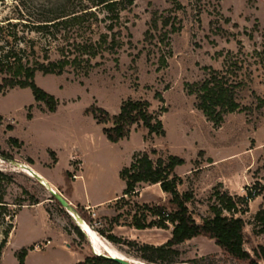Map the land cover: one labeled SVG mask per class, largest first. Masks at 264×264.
I'll return each instance as SVG.
<instances>
[{
  "label": "rangeland",
  "instance_id": "rangeland-1",
  "mask_svg": "<svg viewBox=\"0 0 264 264\" xmlns=\"http://www.w3.org/2000/svg\"><path fill=\"white\" fill-rule=\"evenodd\" d=\"M63 2L0 0V57L13 50L24 62L47 63L59 59L62 48L73 52L76 44L95 42L106 32L111 20L103 11L98 20L88 17L78 24L37 29ZM164 20L169 21L167 26ZM119 27L123 45L118 54L105 52L93 59L92 63L102 64L87 76L73 67L62 75L36 72L35 82L58 100L55 112L36 102L30 88L0 93V148L14 162H0V171L14 173L13 180L0 175V186L6 188L7 210L15 213L0 224V241L7 224H14L0 264H20L17 255L22 249L28 250L25 264H76L87 255H97L86 234L76 233L73 217L21 164L41 173L66 195L70 185L65 173L70 166L78 170L81 160L85 180L79 183L80 192L85 193L87 184L92 191L101 186L110 193L123 184L118 170L143 152L153 160H167L170 155L185 160L174 174L181 180L178 191L192 194L187 205L196 222L211 219L212 206H220L217 194L227 192L236 209L224 214L243 219L245 249L254 255V249L264 244V225L256 219L264 208V0H133L122 10ZM7 76L8 72L0 73V84ZM211 76L238 84L240 107L226 113L220 124L207 118L192 91ZM127 99L147 101L165 135L149 134L140 123L129 137L114 143L102 131L111 124H98L86 113L99 106L117 114ZM97 173L101 182L91 178ZM250 188L256 195L246 201ZM34 198L42 208H28L38 205L29 204ZM169 198L160 185H140L136 194L117 206L121 217L116 225L127 232L121 237L136 244H112L127 257L149 263L143 259L149 253L142 245H162L173 226L140 230L130 224L135 213L150 221L153 217L144 206L167 204ZM19 202L24 203L21 208ZM76 210L101 236L111 224L84 208ZM47 240L50 243L44 246ZM167 255L177 264H246L204 236L185 241Z\"/></svg>",
  "mask_w": 264,
  "mask_h": 264
},
{
  "label": "trees",
  "instance_id": "trees-1",
  "mask_svg": "<svg viewBox=\"0 0 264 264\" xmlns=\"http://www.w3.org/2000/svg\"><path fill=\"white\" fill-rule=\"evenodd\" d=\"M63 1V7L59 11L54 12L50 19L36 25L37 29L43 31L49 25L78 24L85 21L88 17L98 20L99 12L103 11L106 13L105 18L111 20L110 24L106 26V32H102L99 39L95 42L76 44L73 52L71 50L65 51L62 48L61 57L57 60L49 59L47 63L38 61L31 63L28 60L24 62L21 56L14 53L13 50H8L3 57H0V73L8 72L10 74V76L2 79L0 93L15 87L30 88L34 100L44 103L49 112L57 110L58 100L53 94L48 93L35 82L36 72H41L44 75H62L69 67H73L74 70L82 71L87 76L92 68L102 64V62L92 63L93 59L98 56L103 57L105 52L112 55L118 54L119 49L123 45L121 40L122 32L119 27L121 12L126 6L133 5V0ZM105 18L100 20L103 21ZM156 19V17L153 19L154 26L157 25ZM49 22L51 24H48ZM168 23V20L163 21L164 26H167ZM146 33H149V30ZM236 85L238 84H229L211 76L198 85L196 90L192 91L197 93L198 106L207 118L215 124H220L226 113L234 112L240 107L236 97ZM157 97L162 100L161 94H157ZM148 108L149 103L147 101L127 99L122 103L117 114H110L99 106H91L86 110V113L91 114L98 124H111L109 127L104 126L102 131L109 141L116 143L129 137L132 127L140 123L148 130L149 134L165 135L161 120L156 119L148 111ZM0 156L7 158L8 154L0 148ZM184 163L185 160L183 158L175 155H170L167 160L160 157L157 160H153L146 152L136 153L132 162L121 169L119 173L120 178L125 181L126 187L116 206L125 200V196L136 194L137 189L142 184H159L162 191L170 195L167 204L144 206L148 215L153 217L150 221H147L148 216L144 214H142V218H139L137 213L133 216V221L130 225L136 229L141 230L151 227L167 229L170 224L173 226L171 237L162 245H142V250L149 253V255L143 256V259L149 263H176L172 258H169L168 253L174 251L176 246L187 240L204 236L214 239L224 253L239 262L259 264L260 260L264 261V244L254 249V255H251L245 249V224L243 219L233 213L230 215L224 214V211L231 213L236 209V203L227 192L217 194L220 206H212L214 216L211 219H207L202 223L195 221L187 205L192 200V194L178 191L177 185L181 180L174 174V169ZM0 175L6 176L9 180L14 178L13 172L4 174L0 171ZM65 175L70 185L69 179L72 174L66 171ZM250 190L245 198L246 201L256 195L255 190L253 191L252 188ZM5 196L6 188L2 185L0 186V224L5 221L7 215L12 218L15 214L7 210L8 202H6ZM52 199L54 198L52 197ZM38 203H40V200L34 198L29 204ZM16 204L18 208H21L24 203L19 202ZM58 205L60 206L59 203ZM119 217H121V214L112 219L110 227L119 221ZM256 219L264 225V208L257 212ZM13 229L14 224L11 222L3 230V238L0 241V259ZM74 229L79 236L83 237V233L78 226H74ZM101 233L105 235L104 232ZM105 237L114 244H136L134 240H126L113 233L106 234ZM27 253V249H22L18 252L17 258L20 264H25ZM76 264L119 263L102 255L91 254L85 256L83 260Z\"/></svg>",
  "mask_w": 264,
  "mask_h": 264
},
{
  "label": "crops",
  "instance_id": "crops-1",
  "mask_svg": "<svg viewBox=\"0 0 264 264\" xmlns=\"http://www.w3.org/2000/svg\"><path fill=\"white\" fill-rule=\"evenodd\" d=\"M82 167H83V164L81 160H80L78 170L74 171L72 170V166H70L69 172H72V175L75 177H73V179L71 180L70 189L64 196L73 206L84 208L88 213H94L95 216L93 217L95 219H101V217H104L105 219H109L110 221H112V219L115 216H117L119 213V211L117 210L116 203L123 196V192L126 187L125 181L121 179L123 181L122 186L119 189H115L114 191L110 193L106 192V190L103 189L101 186L95 187L94 188L95 190L92 191L90 190V187H88V185L86 184L85 193L82 194L79 188L80 181L85 180V177L83 176V173H82L83 171ZM120 171L121 169L118 170V174L120 173ZM98 173L94 176L92 175L91 178L99 177V179L97 178L96 179L100 180L101 174H98ZM155 185H159V184H155ZM126 197L128 196H125V198ZM28 208L40 209L42 208V206L38 204L37 206L33 208L32 207H28ZM100 223H101V220H99V225ZM120 227L121 225H116V223H114L112 227L109 226L108 229L103 230L102 232H104L105 235L109 233H113L114 235L119 236V237H121L122 235H126L127 233L126 231L123 232V231L118 230ZM123 227H127V226H123Z\"/></svg>",
  "mask_w": 264,
  "mask_h": 264
},
{
  "label": "bare ground",
  "instance_id": "bare-ground-1",
  "mask_svg": "<svg viewBox=\"0 0 264 264\" xmlns=\"http://www.w3.org/2000/svg\"><path fill=\"white\" fill-rule=\"evenodd\" d=\"M2 161L3 160L0 158V162H2ZM21 167L22 168L27 167L28 170L33 173V176L34 175L40 176L42 178V180L45 182V184H49L52 188H54L41 173H38L34 169H32V168H30L24 164H21ZM79 225L81 226V229L83 230V232L88 237V240L91 244V247L93 248V250H95V252L97 254H106L109 256H117V257H127L124 253H122L120 250H118L114 246L115 244L113 245L112 242H110L105 237L101 236L86 221L80 220ZM127 258H129V257H127ZM130 259H132V258H130ZM133 260H136V259H133ZM136 261H138V260H136ZM152 264H156V263H152ZM173 264H177V263H173Z\"/></svg>",
  "mask_w": 264,
  "mask_h": 264
},
{
  "label": "water",
  "instance_id": "water-1",
  "mask_svg": "<svg viewBox=\"0 0 264 264\" xmlns=\"http://www.w3.org/2000/svg\"><path fill=\"white\" fill-rule=\"evenodd\" d=\"M0 158L2 160L14 163L12 160H9V159H7L5 157H0ZM34 176L43 185H46V187L48 188V190L51 193V196L60 204V206L63 209H65L73 217V219L75 220L77 226L81 229V226L79 225V222H80V220H83V219L79 216L75 206H73L62 193H60L59 191H57L54 188H52L49 184H45V182L42 180V178L40 176H38V175H34ZM81 231L83 232L82 229H81ZM100 255L105 256V257H107L109 259H112V260L116 261L119 264H152V263H145V262H142V261H139V260L136 261V260H133V259H130V258H127V257L109 256V255H106V254H100Z\"/></svg>",
  "mask_w": 264,
  "mask_h": 264
},
{
  "label": "built area",
  "instance_id": "built-area-1",
  "mask_svg": "<svg viewBox=\"0 0 264 264\" xmlns=\"http://www.w3.org/2000/svg\"><path fill=\"white\" fill-rule=\"evenodd\" d=\"M73 177H75V176H73ZM92 215L95 216L94 213H93ZM97 224H99V222H98ZM49 243H50V240H47L46 243L44 244V246L47 245V244H49ZM36 247L38 248V245H37ZM95 253H96V252H95ZM96 254H97V253H96ZM97 255H99V254H97Z\"/></svg>",
  "mask_w": 264,
  "mask_h": 264
},
{
  "label": "clouds",
  "instance_id": "clouds-1",
  "mask_svg": "<svg viewBox=\"0 0 264 264\" xmlns=\"http://www.w3.org/2000/svg\"><path fill=\"white\" fill-rule=\"evenodd\" d=\"M100 255V254H99Z\"/></svg>",
  "mask_w": 264,
  "mask_h": 264
}]
</instances>
